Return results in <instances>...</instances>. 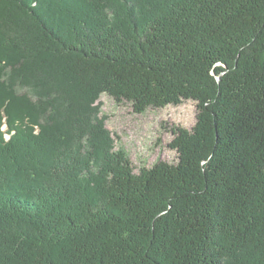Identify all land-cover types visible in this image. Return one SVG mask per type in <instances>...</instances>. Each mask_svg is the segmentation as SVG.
I'll return each mask as SVG.
<instances>
[{
	"label": "trees",
	"instance_id": "1",
	"mask_svg": "<svg viewBox=\"0 0 264 264\" xmlns=\"http://www.w3.org/2000/svg\"><path fill=\"white\" fill-rule=\"evenodd\" d=\"M101 93L194 101L178 161L134 173ZM0 264H264V0H0Z\"/></svg>",
	"mask_w": 264,
	"mask_h": 264
},
{
	"label": "rangeland",
	"instance_id": "2",
	"mask_svg": "<svg viewBox=\"0 0 264 264\" xmlns=\"http://www.w3.org/2000/svg\"><path fill=\"white\" fill-rule=\"evenodd\" d=\"M93 105L113 140V151L122 150L134 173L159 161L176 163L178 153L171 148L178 128L191 129L196 123L197 107L192 100L177 105L148 107L135 112L127 101H116L101 93Z\"/></svg>",
	"mask_w": 264,
	"mask_h": 264
}]
</instances>
